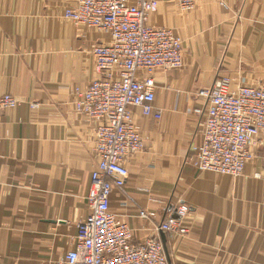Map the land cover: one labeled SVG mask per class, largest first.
Segmentation results:
<instances>
[{
  "label": "crops",
  "instance_id": "obj_1",
  "mask_svg": "<svg viewBox=\"0 0 264 264\" xmlns=\"http://www.w3.org/2000/svg\"><path fill=\"white\" fill-rule=\"evenodd\" d=\"M158 1L150 22L178 33L184 66L155 74L152 117L132 109L145 148L129 159L111 210L139 244L187 204L188 236H160L170 264H264V138L241 177L196 165L208 109L199 92L223 76L233 90L264 84V0H204L190 12ZM76 5L0 0V98L19 102L0 110V264L60 263L91 212L97 125L76 110V89L100 78L92 49L109 39L65 17Z\"/></svg>",
  "mask_w": 264,
  "mask_h": 264
},
{
  "label": "built area",
  "instance_id": "obj_2",
  "mask_svg": "<svg viewBox=\"0 0 264 264\" xmlns=\"http://www.w3.org/2000/svg\"><path fill=\"white\" fill-rule=\"evenodd\" d=\"M203 1L174 0L182 12L193 11ZM76 2L65 17L105 34L109 42L92 49L100 78L85 90L76 89V110L97 125L98 164L87 197L90 215L79 224L74 249L58 264H170L160 236H188L190 207L182 203L175 218L156 224L155 236L135 244L133 230L111 210V195L116 187L126 185L129 159L145 148L132 109H139L144 117L155 114V74L183 69V41L173 29L151 24L158 0ZM199 96L208 109L198 170L241 177L256 157L253 147L264 138V84L233 90L231 79L223 76ZM18 105L12 95L0 98L1 111ZM2 125L0 114V144ZM140 217L154 223L157 213L143 211Z\"/></svg>",
  "mask_w": 264,
  "mask_h": 264
}]
</instances>
